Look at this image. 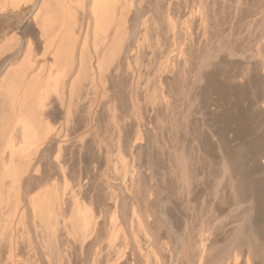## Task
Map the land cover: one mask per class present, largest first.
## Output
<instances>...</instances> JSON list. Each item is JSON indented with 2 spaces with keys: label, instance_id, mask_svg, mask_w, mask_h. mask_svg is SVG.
I'll list each match as a JSON object with an SVG mask.
<instances>
[{
  "label": "bare ground",
  "instance_id": "6f19581e",
  "mask_svg": "<svg viewBox=\"0 0 264 264\" xmlns=\"http://www.w3.org/2000/svg\"><path fill=\"white\" fill-rule=\"evenodd\" d=\"M149 1L1 0L0 14L9 9L17 23L9 21L7 26L0 25V264H177V259L180 264H238L241 258L244 264H251L256 263L257 256L261 261L264 245L257 244L262 239L258 237L257 226L264 214L261 209L264 198L261 201L258 197L250 183L252 179L250 184L245 183L247 170L243 176L245 182L239 181L238 188L248 198L246 216L252 223H258H254L256 227H252L248 236L251 239L245 240L247 245L243 236L239 239L238 232L229 240L230 243L240 241L238 247L245 244L249 250L245 256L244 251L235 252L229 247L215 250L226 236H220L219 240V234L209 231L206 235L207 230L206 236H197L196 231L193 242L188 236L189 240H185L178 235L174 246L165 251L166 246L163 249L160 240L162 230L155 232L158 229L153 227L155 222L152 226L154 218L149 217L150 211L146 214L144 205L143 212L136 213L132 204L136 196L133 197L134 163L139 159L136 153L148 152L150 148L148 113L157 118L161 114L170 115L179 98L197 100L207 74L202 71L203 75L200 68L206 62L212 64L211 56L205 55L208 51L202 60L197 59L201 43L198 33L206 35L202 40H207L210 28H216L210 27L214 20L211 17L216 18L217 14L213 17L214 10L211 14L210 7L216 0H153L152 4ZM235 2L238 10L242 0ZM31 8V15L24 23L25 11ZM20 22L30 34L21 40L13 31L6 38L7 30L13 25L18 28ZM202 44L206 46L207 42ZM254 69L252 75L257 76L262 86L257 95L264 98V72L260 73V64ZM262 103L257 105L263 114ZM100 116L104 117L102 122ZM126 130H132V134H125ZM217 148L221 150L222 146ZM222 150L221 166L230 175L232 162ZM170 157L171 154L165 158L170 162ZM102 160L109 164L107 170L110 163L115 169L119 164L121 170L117 172L119 176L123 173L122 180L128 174L129 179L120 186L122 197L118 198L120 193L115 194L110 180H105L106 183L101 180L106 174L101 172ZM175 162L182 189L187 188L183 200L188 205L190 173L195 169L189 170V162L181 156ZM254 174L262 177L264 170ZM100 183H105L107 202L102 200L103 204L100 203L103 198L100 196L98 200L99 194L95 193Z\"/></svg>",
  "mask_w": 264,
  "mask_h": 264
},
{
  "label": "rangeland",
  "instance_id": "374dc122",
  "mask_svg": "<svg viewBox=\"0 0 264 264\" xmlns=\"http://www.w3.org/2000/svg\"><path fill=\"white\" fill-rule=\"evenodd\" d=\"M216 1H215V4L213 3V5L211 6L212 8L210 7V13H211V11L213 12V10H214L213 17L216 16V18H217L219 16L218 18L220 21L218 20V18L216 19V18L211 17V19L212 20L214 19V20L213 21L211 20L212 22H211L210 27L215 25L214 28L215 27L218 28L217 25L219 26V24H221V25H223V26L220 25L222 28L220 26L218 28L220 30H218V29L215 30L216 28L214 30H212L213 27H212V29L210 28L209 31L210 32L212 31L211 34H213L214 36L210 35V32H208L209 36L207 35V40L204 39L206 41L202 40L203 39L202 37L206 38V35H203L201 33V31H200V33L202 35L198 33L199 42H201V43H199V51L197 52L199 55H197L198 56L197 59L200 58V60H202V58H203L202 56L204 55V53L206 51H208V52H206L208 54L205 53V55H210L211 56L210 62H212V64L209 62H206L200 68L201 73L203 71V73L208 74V75L206 74L207 75V77H206V75H204L202 73L204 75L203 79L206 78V80L202 81V82H204V84L201 83L204 86L200 85L201 86L199 88L200 90H198V93H197L199 95L197 97V100L196 101L194 100V102L192 100L187 101L184 98H183L184 100L182 101L181 98H179V101L180 100L181 101L180 102L178 101L179 104H177V102H175L176 105L173 104V112H171L170 115H162L161 114L162 116L159 115L160 117L158 116V118H157L154 114L148 113V119H146L147 120L146 125H148V130H149V133L151 134V135H149L150 148L148 149V152L146 150H145V152L143 150H141V151L136 153V155L138 154L140 157L137 155L136 159L137 158H139V159L137 161H135V163H134V172H135L134 183L136 184L135 186H137V187L135 188V186H134L133 191L135 193L136 192H140V193L135 194L133 192V197L135 195L136 196H135V198H133L135 200H132V204L134 205L136 213H141L140 211L143 212V209H144V212H147L146 214H148V212L150 211L149 217L154 218V219H152L153 221L150 219L152 221V226L155 222L156 224L153 227L156 229V226H157V229H158L157 231H155V229L153 231L159 232L162 230L160 232V238H161L160 240L162 242L161 244L163 246V249L166 246V248L164 249L165 251H166V249L171 248L172 245L174 246V244L176 243L175 241L179 238L178 235H180L182 237L184 236L186 238L185 239L183 237L182 239H185V240L190 239L193 242L194 238H196L198 235H203V234L205 235L206 230H207L206 235H209L210 232H213V231H215L216 234H219V237H218L219 240L222 239L224 236H226L222 240H220V242H219L220 244L218 243L219 246H217V247L220 250H218L217 247L215 250L221 251V249L223 250V248L226 249V247L227 248L229 247L230 250H232V251H235V250L237 252H239V251L243 252L244 251L243 255L245 256V255H247V250H248V249L246 250L247 239L248 240H249V238L251 239V237H248V236H250L252 229H254L256 227V225L254 227L253 225L255 222L252 223V221H250V218H248V216H246L248 214L247 210L249 208H247V206L249 205V202L247 201V199H248L247 196L244 197L242 192L239 191L238 186L241 184V183H239V181H241L243 183L246 181L245 182L246 184H250V183L253 184L254 188L257 190V191L255 190V191L258 193V194L257 193L256 194L258 195L260 200L261 201L264 200V199L262 200V197L264 198V195L262 194V193H264V176L258 177L257 174H254L259 170L260 171L264 170V169H262V168H264V124H263L264 123V115H263L264 113L262 114L263 111L262 110L260 111L259 105H257V104H263L262 102H264V98L258 97L257 94H259L260 91L262 90L261 89L262 86L260 85L259 80L256 78L257 76L252 75V74H254V72H253L255 70L254 68H256L259 64H260V69H259L260 73L264 72V0H262V1L261 0H248L249 3L246 2L247 0H242L243 4H241L242 2H240V4H238L239 5L238 10H237V6H236L237 3L235 2L236 0H233L234 3L232 0H228V1L227 0H216ZM219 1L221 3H218ZM224 1H226V2H224ZM0 2H1V0H0ZM149 2H151V4H152L153 0H151ZM222 2H223V5H222ZM225 3H227L226 6H225ZM215 6H216V8H214ZM234 6H236V8ZM220 7H221V9H220ZM233 7H234L235 11L232 9ZM243 8H245L244 12H243ZM219 9L223 10L222 13H220L221 11ZM7 10L8 11L4 12L3 14H0V25L3 24L4 26L5 25L7 26L8 25L7 23H9V21L10 22H16V20L14 18L15 16H12L13 14L10 13L9 9H7ZM228 10H229V12H228ZM236 10H237V12H236ZM251 10L254 14H252ZM246 11H249L251 15L249 16L248 15L249 12L247 13ZM31 12H32V8L25 11L24 17L22 18V19H24V21H23L24 23L28 21L29 16L31 15ZM223 13H227V15L223 14ZM231 13H234V16ZM236 13H237V15L239 13V15L236 16ZM221 14L224 17L225 16L227 18L229 16L230 17L228 19H225L223 16H220ZM243 14H245V15H243ZM231 15H232V17H231ZM247 16H249V18ZM233 17H234V19H232ZM235 17H236V21L238 23L235 22ZM244 19L246 22L244 21ZM233 20L235 23H233ZM217 21H219L220 23L219 22L217 23ZM224 21L226 23H224ZM213 22H215V23H213ZM240 22H241V24H240ZM248 22H250V23H248ZM245 23H247V24H245ZM11 24H14V23H11ZM227 24H229V25H227ZM237 24H239V25H237ZM242 24L245 27H246V25H249V26H247L245 28V27L240 26ZM22 25H23V23L20 22L18 25V28H16V26L13 25L8 30L6 29L7 30L6 38H7V36L9 37V35L11 36V34H12L11 32L14 31L13 33L18 34L20 39L24 40V38H26L30 33H28L29 31L28 30L26 31V29L24 27H22ZM229 26H230V28H229ZM241 28H242V31H239V30H241ZM229 30H230V32H229ZM213 31H214V33H213ZM218 31L221 33L219 34ZM215 32H217V33H215ZM200 40H202V41H200ZM205 42H207L206 46H205V44H202ZM23 43L24 42H22V44H21V51L23 48L22 47ZM218 46H219V48H218ZM226 46L229 49H227ZM233 47H235L237 50L235 48L233 49ZM221 48H225V49H221ZM214 50L216 51V53L219 50L220 51L217 54L213 55L212 53H215ZM209 51H210V54H209ZM223 53H225V54H223ZM245 53L247 55H250V56L247 57V55ZM205 55H204V57H205ZM226 55L228 57H230L231 59L230 58L228 59V57ZM212 59H213V61H212ZM222 59H223V61H222ZM216 61H218V62H216ZM242 61H244V62L242 63ZM209 64H210V66H209ZM252 66L254 68H252ZM204 68L205 69L207 68L206 69L207 72L204 70ZM208 68H209V70H208ZM200 70H199V72H200ZM211 70H212V72H211ZM242 73H244V74H242ZM245 74H247L248 77L244 76ZM227 75H229V76H227ZM231 75H233L235 77H233ZM231 77H233V79ZM243 77H245V78L247 77V78L244 79ZM211 78H213V79H211ZM249 79H250V81H249ZM244 80L247 82L246 84L242 83V82H245ZM205 81L207 83H209V85H207L205 83ZM238 82L241 83L240 84L241 86H238L239 85ZM237 83H238V85H237ZM149 84H148V88H150V89H151V87L153 88V82L150 84V85H152L151 87ZM184 91H185V89H184ZM254 95H255V97H254ZM256 97H258V98H256ZM258 99H260L261 102H258L259 101ZM255 100H257V102ZM254 101L256 102V105H255ZM188 103L191 104L190 107H189L190 104L188 105ZM256 106H258V109ZM148 107H150V103H148ZM149 111L150 110H148V112ZM259 112H261V113H259ZM244 117H245V119L247 118V120H245ZM101 118L104 119V117L100 116V121L101 120L103 121V119H101ZM262 118H263V120H262ZM241 123H242V125H241ZM174 125H175V127H174ZM262 125H263V129H262ZM209 130L211 133L209 132ZM172 131H174V132H172ZM127 133L131 135L132 130L131 131L126 130L125 134H127ZM220 145L222 146L221 150L225 149V151L224 150H222V151L226 152L227 156L230 158V160L232 162L233 173L230 175L228 174L229 172L226 173V171L228 169L226 171H223L224 169L221 166V162H220V161H222L221 150H220V148H217ZM161 148L165 149V150H159ZM159 151L160 152L164 151L161 153L163 155H165V157H167L168 155L171 154L170 162ZM167 151L170 153L168 154ZM111 152H113V151H111ZM219 154H220V156H219ZM142 156H144V157H142ZM175 156H177V157L181 156L184 160H186V163L189 162V163H187V165L191 164L190 166L188 165L189 170L192 171L193 170L192 168L195 169L194 171H192V173H190V176H192V177L190 178L191 181L189 180L191 183V184L189 183L190 184L189 185V187H190L189 191H191L189 193H191V194L189 196L190 200H189L188 205L186 203H184V200H183V199H185L184 197H186V195H187V188L186 187H185V189L183 188L186 191V193H185L184 190L182 189V187H184L182 185L183 183L179 180V176H178L179 171L177 170V168L175 166V163H176L175 159L177 158V157L175 158ZM103 160H102V162H103ZM160 160L163 161L162 162L163 164L160 163L161 162ZM172 160H174V161H172ZM169 163H170V165H169ZM171 163H173V164H171ZM106 164H107L106 162L101 163V165L104 166V167L101 166L102 175H104L103 173H106L105 174L106 176L104 175L103 178L101 176V180L104 179V181L102 180L103 182H105V180H106V182H109L108 180H110L109 183L114 185L113 190L115 191V194H117V196H118L120 193V195L118 196V198H120V196L122 197V195H123V193L120 191L121 190L120 186L122 185L121 183L124 180H126V178L129 179L128 174H126L125 179L122 180V177H123L122 174L123 173L120 171L122 173V174L120 173L121 174L120 176L118 173L119 172L118 170H121L120 165L117 164V168L115 169V168H112L113 163H110V167L113 170H111L109 167L108 168L109 171H108L107 166H109V164H107V165ZM89 166L92 167L91 164ZM135 166H136V168H135ZM135 169H137V170L135 171ZM229 170L231 172V169H229ZM246 170H247V173H246ZM241 171H244V174ZM91 172H92V168H91V171L89 170L90 175H91ZM245 173L247 174V177H246L247 179L245 178V181H243L244 180L243 176H245ZM92 174H93V172H92ZM230 176H231V178H230ZM108 177L111 179H108ZM136 177H137V179H136ZM240 177L243 179H241ZM230 179L234 180V181H232V182H234L233 184L235 186L233 188H231L233 184L231 185ZM249 179H252L253 182H251ZM247 181H248V183H247ZM249 181H250V183H249ZM126 182L128 183L129 181L127 180ZM105 183H100V186L103 184L105 185ZM127 183H125V184H127ZM104 185H103L104 188L102 187V189H101V187L98 184V187H97L98 191L96 190V192H95L96 194L97 193L99 194V196L96 195V198L98 196V198H97L98 200H100V198H103L100 200L101 201L100 203H102V200L104 201L106 199L105 194H104L105 193V186ZM86 186H87V184H86ZM99 188L101 190H99ZM117 188H118V190H117ZM134 188H135V190H134ZM180 190H183V192ZM141 191H142V193H141ZM100 192H102V194ZM192 192H193V194H192ZM145 193H147L148 195H146ZM142 194H144V196L146 198ZM240 194H242V195H240ZM91 195L89 193V196H91ZM141 196L144 197V199ZM181 196H183V197H181ZM147 197H149V198H147ZM235 197H236V199H235ZM141 199H142V202H141ZM146 199H148V200H146ZM143 200H144V202H143ZM145 200H146V203H145ZM263 202H261L263 204V206H262V208L261 207L260 208L264 212V209H263L264 203ZM220 203H221V205H220ZM247 203H248V205H247ZM106 204L107 203L104 202V205H106ZM144 205H145V207H144ZM148 207H149V209H148ZM107 209H108V207H107ZM140 209H142V210H140ZM164 211H166L167 214ZM163 212L165 213V216H164ZM261 214H263V213H261ZM168 216H170V217H168ZM165 217H166V219H165ZM167 218H169V219H167ZM263 218H264V214H263V217H261L262 220L258 221L260 223V226H259V223L257 222L258 223V226H257L258 237H259V239L262 238L259 241V243H257L260 246L264 245L263 244L264 243V231H263L264 230V221H263ZM154 220H156V221H154ZM164 220L166 221L167 224L165 223ZM247 220L249 221V223ZM235 221H236V224H235ZM170 222H172L171 225H170ZM250 223H252V224H250ZM257 223H255V224H257ZM226 224H230V226L227 225L228 226L227 227V226H225ZM220 225H222V226H220ZM247 225L248 226L250 225L249 228L251 230L249 228L247 229ZM218 227H220V228H218ZM221 227H223V228L226 227V229H223ZM252 227H254V228H252ZM167 228H169V230H167ZM171 228H173V230ZM208 228L210 230H208ZM217 228L220 230L217 231ZM239 228H240V230H239ZM212 229H216V230H212ZM227 229L230 231H228ZM166 230H167V232H166ZM168 231H169V233H168ZM174 231H175V233H174ZM196 231H197V234H196L197 236L194 234V233H196ZM245 231H247L248 233H246ZM259 231H262V232L260 233ZM237 232L239 233V235H238L239 239H242V236H243V239H242V240H244L243 242H245V240H246V242H245L246 245L242 242L244 245L242 247H240V246L238 247V244L241 243L240 241H237L235 243L234 242L230 243L232 237H234L235 233H237ZM243 233H246V234H243ZM259 234H261V235H259ZM222 235H223V237H222ZM175 236H176V238H175ZM187 236L189 239H187ZM216 236H218V235H216ZM227 237H229V238H227ZM261 241H263V242H261ZM225 243H229V245L227 244L226 246H224ZM231 247H232V249H231ZM149 248L150 247L148 244V249ZM240 258H241V256H240ZM263 258H264V254L261 258V261H259L260 259L257 256V257H255L256 263H251V264H262V261L264 262ZM175 259L176 258L174 255L173 261H175ZM242 259L243 258L240 259L241 262L239 261L238 264H244V259L243 260ZM226 260L229 261L230 258L229 259L227 258ZM177 261H178L177 264L178 263L180 264L181 261L179 262L178 259H177ZM230 261H229V263H230Z\"/></svg>",
  "mask_w": 264,
  "mask_h": 264
}]
</instances>
